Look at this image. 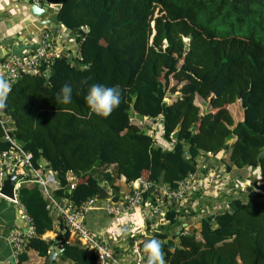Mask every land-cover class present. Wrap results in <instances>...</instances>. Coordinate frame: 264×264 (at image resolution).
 <instances>
[{
	"label": "trees",
	"instance_id": "1",
	"mask_svg": "<svg viewBox=\"0 0 264 264\" xmlns=\"http://www.w3.org/2000/svg\"><path fill=\"white\" fill-rule=\"evenodd\" d=\"M37 1L57 7L77 54L21 75L3 112L35 166L76 175L74 187L60 184L55 196L80 205L103 183L117 198L121 178L126 184L141 176L175 188L210 152L233 178L261 177L244 190L237 181L226 207L201 215L189 233L174 229L144 243L159 239L167 264H264V0ZM93 83L122 90L107 118L85 101ZM65 84L72 102L58 104ZM236 101L239 121L231 112ZM158 122L168 148L149 131ZM18 197L36 231L27 248L46 257L41 236L53 218L45 200L32 182L21 183ZM178 215L175 207L166 214L170 226L181 227ZM70 234L59 233L61 258L93 264V253L67 242Z\"/></svg>",
	"mask_w": 264,
	"mask_h": 264
},
{
	"label": "built area",
	"instance_id": "2",
	"mask_svg": "<svg viewBox=\"0 0 264 264\" xmlns=\"http://www.w3.org/2000/svg\"><path fill=\"white\" fill-rule=\"evenodd\" d=\"M27 1L40 4L37 0ZM15 43L18 42L15 41ZM32 45L33 47L31 48L22 49L21 55L11 53L10 49L4 52L0 51V73L4 74L11 85L23 74L38 73L42 63L49 65L54 57L60 55L59 50L53 49V44L47 35H42L40 40ZM0 127L3 132L1 140L6 143L5 148L0 147V188L8 175H15L13 197H5L1 193L0 196L17 206L18 215L25 225L24 231L18 229L10 232L7 236V242L12 249L16 262L27 249L29 239L36 235L33 219L18 197V190L23 182L37 184L45 200V208L50 212H55L62 224V229L69 231L83 247L95 255V262L93 264H146L147 256L143 252L145 240L142 237L138 236L134 238L128 246L127 250L130 254L128 261L118 259L111 243L92 230L85 222V216L88 211L96 201H102L104 202L106 213L112 217L120 218L130 212L140 213L142 218L146 221H151L155 228L159 225L160 221L169 223L166 214L174 207L179 209V212L181 210L187 212L186 205L190 195L197 188L200 190L203 188L199 186L203 173L212 176L215 172V168L208 161V157H213L214 155L207 152L206 155L199 159L197 170L194 173H190L184 180L179 181L175 188H170L160 181L149 180L141 176L136 180L126 183L125 190L117 198L110 188L100 183L109 193L108 199L98 200L95 195L80 205H74L70 201L55 196L54 192L60 185L56 174L46 169L41 163L35 166L32 161V153L26 150L13 136L12 119L5 115L3 111L0 112ZM155 129V125H153L149 130L154 137ZM246 180L238 181L242 185ZM65 181V185L73 188L77 177L72 172H69L65 176ZM176 229L179 231L182 229L184 233L190 232V226L187 224H181V227H177ZM130 232L133 235L138 234V231L134 232L133 229Z\"/></svg>",
	"mask_w": 264,
	"mask_h": 264
},
{
	"label": "crops",
	"instance_id": "3",
	"mask_svg": "<svg viewBox=\"0 0 264 264\" xmlns=\"http://www.w3.org/2000/svg\"><path fill=\"white\" fill-rule=\"evenodd\" d=\"M32 4L33 3L27 0H0V51H8L11 49L10 47L15 41L18 43H27L29 45L36 44L42 35H47L53 44L54 50H59L60 54H65L68 57H70L71 54L76 55L77 44L75 37L67 28L58 24V20L57 22L51 20L52 18H56L57 7L55 5L40 2V5L44 7V11L39 15H34L30 12ZM49 18L51 19L49 20ZM42 19L47 20L45 25L42 24V29H38L35 26V23ZM134 117L138 119L135 115ZM158 123L155 124L156 127ZM208 161L215 168V172L212 176L203 173L199 182V186H202L203 190L201 191L197 188L190 195L187 203V211H194L197 215L203 206H205L204 209H206L209 205L208 200H210V197L208 196L209 194H207L208 189L212 187H215L216 189H224V181H227L228 175L229 180L233 178L231 173L225 171V167L217 156L214 155L213 157H208ZM248 179L249 178H247V180ZM229 180L227 181L226 186L233 184L232 180H230L231 183ZM118 184L120 185L121 190L125 188L123 178L118 181ZM225 190L227 189H224L223 192H226ZM204 196L206 197L203 198ZM199 197L202 198L199 200ZM196 199H198V201H196ZM204 200H207V202H204ZM50 215L53 218V225L50 229H47L41 237L48 244V252L51 247L50 243L54 249L61 252L56 255L51 264H72L71 259L61 258L62 248L60 247L59 233L64 232V230L62 229V224L59 221L58 215L55 212H50ZM181 217L184 218V215ZM85 222L92 230L111 243L118 259L125 261L130 259V254L127 248L134 238L139 236L144 240H147L150 238V235L164 232L169 233L170 230L168 227L174 228L173 226L168 225L167 222L164 223V221H160L159 225L154 228V224L151 221L143 219L140 213L130 212L120 218H114L106 213L104 202L102 201L95 202L93 207L86 214ZM192 223L193 220L191 218H189L188 221L182 222L183 225L187 224L191 228L194 226ZM18 229L24 231L25 225L24 221L18 215L17 206L12 204L8 199L0 196V264H22L19 263V258L17 262L15 261L12 249L7 242L8 234ZM125 229L127 231L122 233L121 230ZM131 229H133L134 232L138 231V234H131ZM67 242L69 244H74L77 240L74 235L70 234ZM77 243L82 247L79 242ZM24 253L27 254L28 257L23 264H44L47 258V256H40L38 252L32 248H27Z\"/></svg>",
	"mask_w": 264,
	"mask_h": 264
},
{
	"label": "clouds",
	"instance_id": "4",
	"mask_svg": "<svg viewBox=\"0 0 264 264\" xmlns=\"http://www.w3.org/2000/svg\"><path fill=\"white\" fill-rule=\"evenodd\" d=\"M11 91L12 85L5 78L4 74L0 73V112H2L7 107V100ZM121 91L122 90L119 85L108 87L104 84L93 83L88 89V93L85 96V101L93 113L103 118H107L119 106L121 102ZM72 93L73 89L71 85H63L60 88L59 92L56 94L55 102L63 105L70 104L73 99ZM230 180H232L233 186L235 185L234 183L238 181L237 178H231ZM124 190L125 188L123 189V191ZM201 190H203V188H201ZM182 222L183 221H181L180 223L182 224ZM177 227H175V229ZM126 231V229L121 230L122 233ZM143 252L147 256L146 264H167L165 260L163 244L159 239L152 238L144 243Z\"/></svg>",
	"mask_w": 264,
	"mask_h": 264
},
{
	"label": "rangeland",
	"instance_id": "5",
	"mask_svg": "<svg viewBox=\"0 0 264 264\" xmlns=\"http://www.w3.org/2000/svg\"><path fill=\"white\" fill-rule=\"evenodd\" d=\"M171 83L172 84H174V83L176 84V81L175 80H172ZM175 96H176L175 94H171L170 95V99H172V97H175ZM203 106L204 105L201 102V107L203 108ZM231 112H232V115H233V117L235 118L236 121H239L241 119V117H242V108L240 106L239 101H236L231 106ZM131 120L133 122L136 121V119L134 118V115H131ZM161 126H162V123L159 122L157 124L156 131H155V143L156 144L158 143V145H161L163 148H168V147H170V142H168V139L167 138H164L163 137V130H162ZM218 165H219V163H218ZM248 173H249V171H248ZM255 174H257V172L255 173L254 171H252V175H255ZM260 177H261L260 175L259 176H256V178L249 177L250 180L249 179L246 180V182L244 184H242V185L239 184L240 190L246 189L247 185H251L253 180L258 181V179ZM228 180H229V175L227 177V181ZM227 181H224V184H225V188L224 189H227V190H225L226 192H223L224 189H216L215 187H212V188L208 189L207 194H209L208 196L210 197V200H208L209 205H208V207L206 209H204L205 206H203V208L200 210V212H199L198 215L194 211H192V212H189V211L185 212V211H182L181 210V213L179 215V221L180 222L181 221H188L189 218H191L193 220L192 225L195 226V227L192 226V228H191V230H192L193 228L198 227V225H199V222L198 221L199 220H197V219H199L200 216L203 215L202 213H206V212L211 211V210L214 211V210H219V209L225 208L226 205L228 204L229 196L231 195V192H233L235 190H238L237 185L236 186H233L231 184L230 186H226L227 185L226 184ZM229 182L231 183L230 180H229ZM220 190H221V193H220ZM243 192L244 191H241L240 193H243ZM205 197L206 196H204L203 198H205ZM201 198L202 197H199L198 199L200 200ZM198 199H196V201H198ZM204 202H207V200H204ZM182 215H184V218L181 217ZM168 229L170 230L169 233H171L175 229V227L174 228L168 227ZM197 237H199L198 234H197Z\"/></svg>",
	"mask_w": 264,
	"mask_h": 264
},
{
	"label": "water",
	"instance_id": "6",
	"mask_svg": "<svg viewBox=\"0 0 264 264\" xmlns=\"http://www.w3.org/2000/svg\"><path fill=\"white\" fill-rule=\"evenodd\" d=\"M44 11V7L41 6L40 4H35L33 3L31 5L30 8V12L34 15H39L41 13H43ZM51 18H49L50 20ZM47 19H42L41 21H36L35 26L38 29H42L41 26L42 24L45 25ZM54 22H57L56 18H52L51 19ZM48 23V22H47ZM33 47V45H29L27 43H23V42H19V43H13L11 45V53L16 54V55H21V51L24 48H31ZM49 70L46 71V75H48ZM56 178L60 181L61 186H65V177L62 175H56ZM14 180H15V175H8L6 177V179H4L1 188H0V193L5 196V197H13V186H14ZM96 189H97V194H96V198L98 200H104V199H108L109 198V193L106 191V189L104 188V186H102L100 183H98L96 185ZM50 249L47 255V258L45 260L44 264H51L53 262V260L55 259L56 255L61 253L60 251H58L57 249H54L50 243Z\"/></svg>",
	"mask_w": 264,
	"mask_h": 264
},
{
	"label": "bare ground",
	"instance_id": "7",
	"mask_svg": "<svg viewBox=\"0 0 264 264\" xmlns=\"http://www.w3.org/2000/svg\"><path fill=\"white\" fill-rule=\"evenodd\" d=\"M11 48V47H10Z\"/></svg>",
	"mask_w": 264,
	"mask_h": 264
}]
</instances>
